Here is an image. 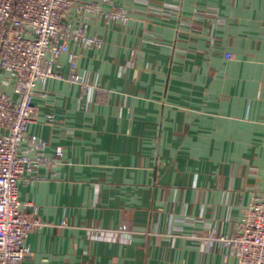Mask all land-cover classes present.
I'll list each match as a JSON object with an SVG mask.
<instances>
[{"label": "crops", "instance_id": "1", "mask_svg": "<svg viewBox=\"0 0 264 264\" xmlns=\"http://www.w3.org/2000/svg\"><path fill=\"white\" fill-rule=\"evenodd\" d=\"M112 2L127 24L86 16L102 46L68 45L83 82L50 79L33 97L27 136L70 163L18 187L44 224L23 264H238L201 240L264 201V0ZM57 66L71 75L66 55ZM7 77L0 93L15 97Z\"/></svg>", "mask_w": 264, "mask_h": 264}, {"label": "built area", "instance_id": "2", "mask_svg": "<svg viewBox=\"0 0 264 264\" xmlns=\"http://www.w3.org/2000/svg\"><path fill=\"white\" fill-rule=\"evenodd\" d=\"M72 11L77 22L65 25L64 19ZM86 16L123 25L130 21L127 10L112 0H0V71L8 76L2 84H12L15 96L0 93V129L6 131L0 138V264H23L31 255L27 236L44 225L27 212L31 204L18 199L24 175L36 173L42 166L70 163L61 148L49 159L47 143L27 136V130L34 122L32 101L37 89L43 91L50 79L83 82L73 74L76 55L69 50V43L102 46L99 38L86 35ZM62 55H66L71 72L67 78L57 66ZM193 237L200 239L196 234ZM201 242L208 246L222 243L226 256L238 264H264V201H252L233 234L210 235Z\"/></svg>", "mask_w": 264, "mask_h": 264}]
</instances>
